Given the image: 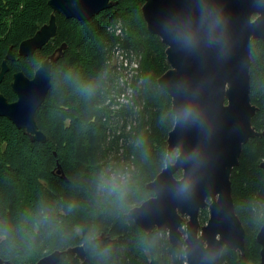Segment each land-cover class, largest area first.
<instances>
[{"label": "trees", "instance_id": "1", "mask_svg": "<svg viewBox=\"0 0 264 264\" xmlns=\"http://www.w3.org/2000/svg\"><path fill=\"white\" fill-rule=\"evenodd\" d=\"M111 1L117 5L89 22L57 15L56 37L21 57L20 44L50 20L49 0H0V70L11 48L15 54L0 84L9 102L17 101L11 86L16 73L33 79L41 63L67 45L36 114L47 142H32L0 117V259L11 264H37L56 250L64 251L59 264H187L184 240L173 247L166 233L147 234L127 215L154 196L146 187L166 165L175 116L171 97L158 85L170 67L166 46L148 31L145 0ZM116 52L130 63L134 53L139 62L127 80L124 63L113 62ZM251 62L250 96L258 107L252 125L264 131V39L252 41ZM263 161L264 137H255L231 174L245 256L224 250L220 264L260 263ZM208 219L205 209L201 224ZM79 245L87 250L84 263L66 253Z\"/></svg>", "mask_w": 264, "mask_h": 264}, {"label": "water", "instance_id": "2", "mask_svg": "<svg viewBox=\"0 0 264 264\" xmlns=\"http://www.w3.org/2000/svg\"><path fill=\"white\" fill-rule=\"evenodd\" d=\"M52 15L37 33L19 47L21 57H31L57 34V15L89 22L114 6L111 0H49ZM142 14L148 31L166 46L169 69L158 79L160 89L172 99L176 117L182 106H198L200 119L183 123L175 119L167 139L166 165L147 184L154 196L127 214L145 233H166L173 247L184 240L187 264H220L224 250L245 255L246 231L236 213L231 174L239 165L243 146L263 137L252 119L258 107L251 101V47L264 39V0H145ZM219 43L209 44V37ZM190 37L195 46H188ZM63 44L44 60L33 79L16 73L11 84L17 101L0 93V117L7 118L32 142H47L36 121L52 87V68L64 57ZM15 60L12 48L0 70V84ZM175 149L179 156L172 161ZM264 170V161L260 164ZM181 171L182 177L176 174ZM57 173L67 181L60 164ZM190 181V194L178 192ZM209 209L201 225L200 213ZM187 218V220H186ZM257 243L264 264V223ZM68 253L86 261L83 245ZM63 252L56 250L37 264H59ZM212 255L209 261L207 257ZM0 264H11L0 259Z\"/></svg>", "mask_w": 264, "mask_h": 264}, {"label": "clouds", "instance_id": "3", "mask_svg": "<svg viewBox=\"0 0 264 264\" xmlns=\"http://www.w3.org/2000/svg\"><path fill=\"white\" fill-rule=\"evenodd\" d=\"M208 42L210 45L214 43H219V38L210 36ZM185 43L190 47L195 46V42L190 37L185 38ZM175 119L183 123H186V124L196 123L200 119V113L198 110V106L195 104H188V105L182 106L181 109L178 111ZM178 156H179V150L175 149L173 152V161H175V159ZM192 187H193L192 183L190 181H187L179 186L178 192L182 195L190 194ZM212 258L213 257L211 254L207 257L209 261Z\"/></svg>", "mask_w": 264, "mask_h": 264}, {"label": "rangeland", "instance_id": "4", "mask_svg": "<svg viewBox=\"0 0 264 264\" xmlns=\"http://www.w3.org/2000/svg\"><path fill=\"white\" fill-rule=\"evenodd\" d=\"M120 31H121V29L118 28V33H120ZM131 58L133 60L132 63H130L129 58H126L124 53H122V52H116V55L113 58V62L114 63L119 65V64H121L123 62L124 63V68L125 67L127 68V70L125 68V74H126L125 80L129 79L130 76L134 75L136 73V70L139 67V62L136 59V55H134V53H133V56ZM129 93H130V91H129ZM121 99L126 101V94L122 95ZM186 220H187V218H186Z\"/></svg>", "mask_w": 264, "mask_h": 264}, {"label": "flooded vegetation", "instance_id": "5", "mask_svg": "<svg viewBox=\"0 0 264 264\" xmlns=\"http://www.w3.org/2000/svg\"><path fill=\"white\" fill-rule=\"evenodd\" d=\"M57 30H58V29H57ZM56 35H57V34H56ZM53 39H54V38H53ZM51 40H52V39H51ZM51 40H50V41H51ZM47 45H48V44H47ZM61 45H62V44H61ZM61 45H60V46H61ZM45 46H46V45H45ZM45 46H44V47H45ZM60 46H58V47L55 49V51H56L58 48H60ZM44 47H43V48H44ZM43 48H42V49H43ZM55 51H54V52H55ZM54 52H53V53H54ZM3 81H4V80H3ZM263 137H264V136H263ZM208 210H209V209H208ZM200 214H201V213H200ZM201 225H202V224H201ZM102 240H105L104 237H102ZM83 246L85 247V245H83ZM74 247H75V246H74ZM60 251H61V250H60ZM85 251H86V258H87V250H86V247H85ZM62 252H63V254H62V256H61V259H62L63 255H64V251H62ZM73 257H74L75 259H77L74 255H73ZM60 261H61V260H60ZM59 263H60V262H59Z\"/></svg>", "mask_w": 264, "mask_h": 264}, {"label": "bare ground", "instance_id": "6", "mask_svg": "<svg viewBox=\"0 0 264 264\" xmlns=\"http://www.w3.org/2000/svg\"><path fill=\"white\" fill-rule=\"evenodd\" d=\"M116 5H117V3H114V6H113V7H115ZM113 7L109 8V9H112ZM109 9H107V10H109ZM105 11H106V10H105ZM55 37H56V36H55ZM55 37H54V38H55ZM52 39H53V38H52ZM49 42H50V41H49ZM49 42H48V43H49ZM41 50H42V49H41ZM37 51H38V50H37ZM61 59H62V58H61ZM55 64H56V63H55ZM8 65H9V64H8ZM172 154H173V153H172ZM151 192H152V191H151ZM139 228H140V227H139ZM140 229H141V228H140ZM79 246H80V245H79ZM70 248H71V247H70ZM68 249H69V248H68ZM68 249H67V250H68ZM67 250H66V253H68ZM68 254H70V253H68ZM71 255H72V254H71ZM244 256H245V255H244ZM244 256H243V257H244ZM77 260H78V259H77Z\"/></svg>", "mask_w": 264, "mask_h": 264}]
</instances>
